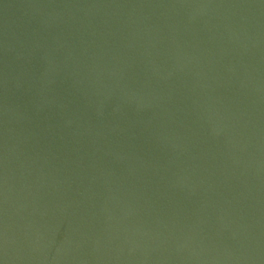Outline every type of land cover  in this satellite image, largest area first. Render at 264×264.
I'll return each mask as SVG.
<instances>
[{
	"label": "water",
	"instance_id": "95a60500",
	"mask_svg": "<svg viewBox=\"0 0 264 264\" xmlns=\"http://www.w3.org/2000/svg\"><path fill=\"white\" fill-rule=\"evenodd\" d=\"M0 264H264V0H0Z\"/></svg>",
	"mask_w": 264,
	"mask_h": 264
}]
</instances>
